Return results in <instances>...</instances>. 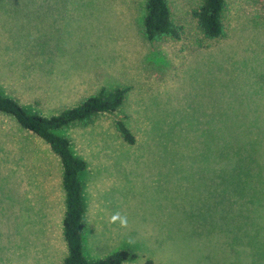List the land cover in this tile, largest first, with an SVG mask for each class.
<instances>
[{
    "label": "rangeland",
    "instance_id": "obj_1",
    "mask_svg": "<svg viewBox=\"0 0 264 264\" xmlns=\"http://www.w3.org/2000/svg\"><path fill=\"white\" fill-rule=\"evenodd\" d=\"M166 1L180 35L149 41L145 0H0V94L50 115L130 87L113 114L58 131L87 164V259L264 264V0H225L215 39L192 16L202 0ZM61 173L0 115V264H63Z\"/></svg>",
    "mask_w": 264,
    "mask_h": 264
},
{
    "label": "trees",
    "instance_id": "obj_2",
    "mask_svg": "<svg viewBox=\"0 0 264 264\" xmlns=\"http://www.w3.org/2000/svg\"><path fill=\"white\" fill-rule=\"evenodd\" d=\"M224 6L225 0H202L192 10V16L204 37L215 39L225 34ZM142 32L149 41L179 37V28L173 22L166 0H145ZM129 89V86H102L77 104L50 115L28 111L17 99L0 94V115L11 117L21 129L44 142L60 162L65 203L62 231L67 246L63 264H121L128 258L136 257L127 249H118L96 260L84 256L82 239L85 206L80 173L87 168V164L73 153L69 139L58 132L70 126L93 124L101 114H113L123 104ZM115 128L125 143H135L133 133L122 119L115 121ZM1 143L7 144L3 140Z\"/></svg>",
    "mask_w": 264,
    "mask_h": 264
},
{
    "label": "crops",
    "instance_id": "obj_3",
    "mask_svg": "<svg viewBox=\"0 0 264 264\" xmlns=\"http://www.w3.org/2000/svg\"><path fill=\"white\" fill-rule=\"evenodd\" d=\"M84 213H85V211H84ZM83 219H84V216H83ZM83 238H84V234H83ZM83 240V239H82Z\"/></svg>",
    "mask_w": 264,
    "mask_h": 264
}]
</instances>
